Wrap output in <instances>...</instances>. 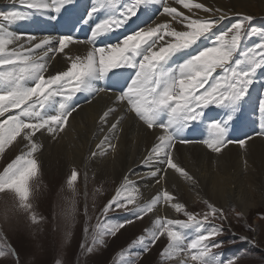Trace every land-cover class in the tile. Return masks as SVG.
I'll return each instance as SVG.
<instances>
[{
  "label": "snow or ice",
  "instance_id": "snow-or-ice-1",
  "mask_svg": "<svg viewBox=\"0 0 264 264\" xmlns=\"http://www.w3.org/2000/svg\"><path fill=\"white\" fill-rule=\"evenodd\" d=\"M8 2L31 12L0 11V117L4 118L0 121V154L18 138L19 144H23L26 150L0 174V193L6 190L14 193L19 199L20 209L31 213L33 223H38L39 219L32 212L33 206L29 202V182L39 171L35 157L42 147L39 139L45 133L55 139L65 131L69 118H74L73 113L79 107L72 103L78 93L89 95L87 103L95 100L100 93H110L113 97L111 105L102 110L98 118L99 130L105 134L96 144V149L116 151L117 144L114 142L119 140L122 123L129 115L154 137L143 163L162 166L150 172L151 176L157 177V184L165 180L168 170L193 181V177L175 159L177 145L200 143L219 155L230 144L245 149L254 138L253 135L238 140L228 137L229 128L239 111V103L248 96L258 71L264 70V31L259 33L260 42L246 51L241 47L245 38L257 35L251 28L253 16L237 13L238 20L218 31L220 25L230 19L229 13L218 7H206L195 0H96L86 16L77 21H94L90 35L80 39L72 35L35 36L9 28L27 20L32 14L59 15L75 0ZM174 5L192 15H186ZM149 10L154 13L149 18L151 22L137 24ZM194 10L210 13V16H197ZM101 12L106 14L105 18L97 22L95 17ZM156 17L164 19L157 21ZM126 26L131 31L118 36L115 42L101 39L126 29ZM177 26L182 27L178 30ZM70 45H85L86 54L68 55L65 49ZM58 53H65L70 63L66 70L51 74L48 72L49 65ZM119 70L131 72L123 83L120 80L112 82V76H123ZM99 81L108 83L98 87L94 82ZM57 98L58 107H55ZM210 108L223 110L222 115L219 118L206 117ZM258 110L264 116V97ZM204 122H207L210 133L207 139L185 137L186 130H194V125ZM255 136L264 137V125ZM91 155L95 157L98 152L94 151ZM78 176V171L72 170L69 187L78 180ZM138 193L136 182L130 175H125L115 195L103 206L102 215L118 210L132 215L122 222L107 225L103 231L99 228L93 231L94 246L103 244L104 237L115 236L135 220L143 219L154 210L159 211L158 205L167 204L186 219L158 216L146 234L133 242V245L139 243L143 247L129 258L127 264H139V257L148 253L161 237L167 239L161 253L165 261L175 260L177 264H236L239 257L223 259L220 253L214 252L222 246L218 237L224 229L212 222L225 218L222 208L204 201L207 211H187L185 204L173 203L175 197L166 189L141 204ZM133 204L135 207L130 208L129 205ZM74 212L73 200L71 209L65 215L72 218ZM206 223L211 224L209 229L186 242L182 229L201 227ZM81 248L87 253L94 250V247L86 245H81ZM5 256L19 261L16 250L6 238L0 237V257ZM56 264L61 262L58 260Z\"/></svg>",
  "mask_w": 264,
  "mask_h": 264
},
{
  "label": "rangeland",
  "instance_id": "rangeland-1",
  "mask_svg": "<svg viewBox=\"0 0 264 264\" xmlns=\"http://www.w3.org/2000/svg\"><path fill=\"white\" fill-rule=\"evenodd\" d=\"M95 2L96 0H92V4ZM151 12L152 10H149L147 15L142 16L141 19H143V21L148 20L151 16ZM232 17L234 18L228 25L235 22L237 18H240L237 15L230 16V18ZM253 17L251 28L255 29L257 35L246 38L247 45L244 49L245 51L249 49L247 46H253L261 40L259 35L260 31H258V29H260L261 24L264 27V22H262L264 16L260 15L259 17H255L254 15ZM225 21L227 23L229 19ZM225 24H222L219 28H222ZM132 27L134 28L136 25H132ZM126 31H131V29L126 26ZM218 31L223 30L218 29ZM111 37H116V35ZM206 44L207 42L205 45ZM119 71L124 74L129 70ZM258 74L262 75L257 77L253 85H255L258 80L264 82V70L258 71ZM103 82L106 83L105 81H99L98 87H102ZM257 88V93L252 96L255 101L258 100L259 95L260 97L264 95V83H262L261 89L259 86H257ZM255 95L258 96L255 97ZM247 98L248 96L241 101L242 106L241 103H239L238 112H244V119H242L240 123L237 121H239L241 117L235 116L232 122L237 123L240 127V131L248 136L250 133L253 135L256 133L253 127L256 126L260 120L259 115L250 111V109L255 110L259 114L260 112L258 110L259 103L250 104L249 102L248 104L250 105H246V107L243 108V103ZM57 100H59V98H57ZM246 103L247 102L244 104ZM219 110L223 111L221 109L210 108L205 115H208L207 113L212 114L213 112H218ZM250 113L254 117V121L252 117H248ZM212 116L216 117V113L214 115H209V117ZM3 119V117H0V121ZM199 125L200 127H204L203 130L205 134L201 132L198 133L200 139H197L194 135H188V139L202 140L208 138L207 135L209 131L206 130L208 129V125L207 128H205V122L197 124L194 130L200 128ZM253 137L258 138L259 136L254 135ZM237 138L236 136L233 140H237ZM260 138L264 140V137ZM17 140H19V138ZM192 145L193 147L199 146L198 148L201 150L203 148V151L205 150L207 153L211 152L200 143L182 146L186 147ZM229 146H233V144ZM23 150L25 151L26 149H24L22 144L16 141L12 146L6 148L4 153L0 154V174L3 173L7 165L20 155ZM38 156V154H35L40 170L29 182V202L33 206L32 212L38 216V223L32 222L30 218L31 213L20 209L19 199L14 193L8 190L4 193H0V237L6 238L7 243L16 250L19 256L18 262L11 256L0 257V264H56L58 260L61 264H127L129 258L140 252L142 250L140 247H143L139 243L133 245V242L138 241L140 236L146 234V230L153 226L158 216L170 219H186L182 213H176L175 210L170 216L162 212L155 217H151L152 213H149L145 215L143 219L135 220L132 224L126 225L125 228L121 229L115 236L104 237L105 242L103 244H96L94 246L92 240L93 231L97 228L103 231L107 225L122 222L132 215L130 212L125 213L122 210L116 212L110 211L106 216L102 215L103 206L115 195L116 190L120 186L117 187L113 182L112 185L110 183L103 187V182L105 181H96V172L92 171L90 172L91 174H87L88 176H86V178L84 174H79L78 180L69 187L68 180L70 179L71 171L66 172V175L62 176L57 183L61 184L65 179L67 181V188H62L61 191H58V188L52 185L54 182L53 178L43 171L41 159ZM167 178H169L168 175L161 183L162 186L164 185L170 188V191L171 189L175 190L174 186L178 183L171 182L166 185ZM160 191L161 189L157 194ZM254 196L255 197L252 198L257 200L259 206L252 207L246 215L242 214L236 207L230 206L222 208L225 213V218L223 220L215 219L212 222L215 225L222 226L224 229L223 234L218 237V239L222 241V246L214 249V251L221 250L225 258L239 257V259L236 260V264H264V219H261V217H264V209L262 208V206H264V197L258 192V189L255 191ZM73 200L75 203L74 216L68 218L65 213L71 209V202ZM203 200L210 203L212 202L203 197L196 202L188 203L184 201L183 203V201H181L180 203L185 204L187 211L203 213L207 211V207ZM139 203L143 204L146 202L140 201ZM212 204L215 205L213 202ZM129 207H135V205H129ZM210 227L211 224L206 223L201 227L182 229L186 237V242L195 239L197 235ZM86 228L88 229L87 232L85 231ZM241 237H247L248 241L242 240ZM243 241L247 242L249 246L239 250L237 247ZM249 241H251V243H249ZM166 244V237H161L148 253L139 257V264H177L175 260L165 261L162 257L161 253L164 247H166ZM81 245L94 247V250L91 253H87L82 250ZM254 247L259 248V252ZM121 253H124V255H121Z\"/></svg>",
  "mask_w": 264,
  "mask_h": 264
},
{
  "label": "bare ground",
  "instance_id": "bare-ground-1",
  "mask_svg": "<svg viewBox=\"0 0 264 264\" xmlns=\"http://www.w3.org/2000/svg\"><path fill=\"white\" fill-rule=\"evenodd\" d=\"M195 2L203 3L206 7L210 8H221L223 11L228 12L229 16L236 15L237 13L255 15V17L264 16V0H195ZM174 6L186 15H192L179 5ZM9 10H18L25 13L31 12V10L23 8L18 4H10L8 0H0V11ZM194 12L197 13V16H210V13H204L200 10H194ZM153 15L152 11L150 17H153ZM35 17H37V14H32L27 20L17 22L9 26V28L11 31L17 33H30L35 36H43L45 35L44 20H37ZM155 19L160 21L164 18L156 17ZM144 21L151 22L150 19ZM139 22L141 23V20L137 21V24ZM225 23L226 21L222 24ZM177 27L179 30L182 26ZM65 53L71 56L85 55L86 46L70 45L65 49ZM65 53L57 54L55 60L49 65V73L55 74L58 71L67 69L70 61L66 58ZM130 72L131 70H129ZM127 76L128 74L122 77L112 76L111 79L112 82L121 81ZM98 83L94 82L96 86H99ZM107 83L103 82L102 87ZM251 89L250 96L255 91V87ZM257 96L255 95V97ZM261 98L257 101L251 99L248 103H259ZM88 99L89 95L87 93H78L72 103L79 105V107L77 112L73 113L74 118H69L65 131L60 133L55 139L46 133L39 139L42 147L36 154L41 159L43 171L53 178L54 182L52 185L58 188V191H61L62 188H67V181L65 179L61 184H57L61 177L65 176L66 172H71L75 169L80 175L81 173L84 174L85 178L91 174L90 172H96V181H105L103 182V187L110 183L112 185L113 182L118 187L122 183V178L125 175H130L139 189V202L143 201L147 203L157 195L160 189H166L173 196H176L173 203L181 201L183 203L184 201L188 203L196 202L198 199L204 197L221 208L236 207L244 215L252 207L259 206L257 200L252 197H255L257 189L264 197V140L262 138H253L248 142L245 149H241L238 145L233 144V146L225 148L219 155L212 152L207 153L205 150L203 151V148L202 150L198 148L199 146L184 147L177 145V150L174 152L175 159L193 177V181H188L180 176L179 173L169 170L167 174L169 178H167L166 185L171 182L178 183L174 186L175 190L171 189L170 191V188L156 183L157 177L150 175L152 170L162 166L155 163L150 165L143 163V158L150 149L154 137L147 134L143 126L138 121L132 119L131 115L122 123L123 131L120 133L119 140L114 142L117 144L115 152L111 151V149L104 151L96 149V144L100 142L105 134L99 130L98 118L102 110L111 105L113 97L111 94L100 93L91 103L86 102ZM248 103L247 105H250ZM207 114L206 117H209L211 113ZM239 114L244 117V112H237L235 116L241 117ZM261 119L264 121V116H261ZM194 127L196 128L195 125ZM189 130L191 131V129ZM207 136H209V132ZM17 142L19 143V140ZM22 146L24 147L23 144ZM94 151L98 152V155L95 157L91 155ZM157 208L159 211L154 210L151 217H155L162 212L170 216L174 212V209L167 204L158 205ZM262 208L264 209V206Z\"/></svg>",
  "mask_w": 264,
  "mask_h": 264
},
{
  "label": "trees",
  "instance_id": "trees-1",
  "mask_svg": "<svg viewBox=\"0 0 264 264\" xmlns=\"http://www.w3.org/2000/svg\"><path fill=\"white\" fill-rule=\"evenodd\" d=\"M254 248H255V247H254ZM255 249H256L258 252H259V250H260V249H258V248H255Z\"/></svg>",
  "mask_w": 264,
  "mask_h": 264
}]
</instances>
